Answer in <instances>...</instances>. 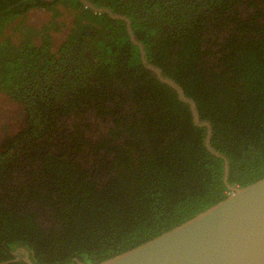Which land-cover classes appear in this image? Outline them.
<instances>
[{"label":"trees","instance_id":"obj_1","mask_svg":"<svg viewBox=\"0 0 264 264\" xmlns=\"http://www.w3.org/2000/svg\"><path fill=\"white\" fill-rule=\"evenodd\" d=\"M89 1L0 0V264L98 262L264 176V0Z\"/></svg>","mask_w":264,"mask_h":264},{"label":"water","instance_id":"obj_2","mask_svg":"<svg viewBox=\"0 0 264 264\" xmlns=\"http://www.w3.org/2000/svg\"><path fill=\"white\" fill-rule=\"evenodd\" d=\"M153 68L189 102L194 121L207 126L206 146L218 154L209 144L210 124L198 117L192 99ZM224 173L226 178V162ZM229 188L225 198L169 230L101 261L79 264H264V176L245 186ZM18 250L27 263L33 264L25 247Z\"/></svg>","mask_w":264,"mask_h":264},{"label":"rangeland","instance_id":"obj_3","mask_svg":"<svg viewBox=\"0 0 264 264\" xmlns=\"http://www.w3.org/2000/svg\"><path fill=\"white\" fill-rule=\"evenodd\" d=\"M63 15H66L64 19L65 25L69 24L72 12L66 11ZM48 17L49 12L44 11V9L31 10L26 14L25 21L39 26L42 22L47 21ZM63 37L64 33H54V38L56 39H62ZM37 41L39 42V38ZM21 111L17 101L12 100L5 92L0 91V139L8 133L15 132L23 124V122L20 123L24 115Z\"/></svg>","mask_w":264,"mask_h":264},{"label":"flooded vegetation","instance_id":"obj_4","mask_svg":"<svg viewBox=\"0 0 264 264\" xmlns=\"http://www.w3.org/2000/svg\"><path fill=\"white\" fill-rule=\"evenodd\" d=\"M82 1L85 2L87 5L93 7V3H91V1H89V0H82ZM37 9H42V8H34L32 10H37ZM104 10H109V9H104ZM113 15H115V14H113Z\"/></svg>","mask_w":264,"mask_h":264}]
</instances>
